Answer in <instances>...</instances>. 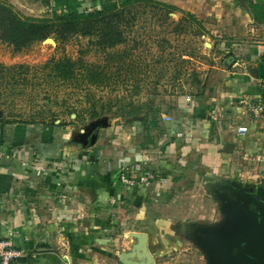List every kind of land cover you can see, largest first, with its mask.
Returning <instances> with one entry per match:
<instances>
[{
	"label": "crops",
	"instance_id": "0c3cea01",
	"mask_svg": "<svg viewBox=\"0 0 264 264\" xmlns=\"http://www.w3.org/2000/svg\"><path fill=\"white\" fill-rule=\"evenodd\" d=\"M108 1L51 6L92 12ZM156 1L196 15L220 39L224 67L201 93L162 106L159 117L91 137L59 123L0 121V240L25 254L13 264H147L137 250L142 235L160 232L161 252L176 245L163 232L184 216L176 208L180 188L197 190L216 176L264 185V115L256 119L248 106L262 99L264 22L250 8L264 0Z\"/></svg>",
	"mask_w": 264,
	"mask_h": 264
},
{
	"label": "rangeland",
	"instance_id": "374dc122",
	"mask_svg": "<svg viewBox=\"0 0 264 264\" xmlns=\"http://www.w3.org/2000/svg\"><path fill=\"white\" fill-rule=\"evenodd\" d=\"M6 1L24 17H54L51 0ZM152 1L139 0L126 8V21H130L122 27L126 43L107 52L97 46L95 37L72 36L65 42L52 38L55 44L44 41L22 53L0 42V67H17L13 79L0 68V121L59 123L76 132L84 129L91 137L113 124L153 120L162 106L201 93L212 73L224 67L220 39L210 33L197 34L193 23L186 31L179 30L184 14H167L154 4L159 1ZM110 53L113 59L108 58ZM63 59L105 67L109 79L101 85L86 79L55 81L44 67ZM135 110L141 114L135 115ZM243 170L250 173L254 168ZM211 180L203 181L197 190L189 186L178 190L176 208L184 216L168 222L171 231L163 232L173 234L176 245L161 252L165 238L157 232L159 236L148 242L153 256L158 254L153 264H221L204 237L225 235L234 227L237 215L228 205L230 192L253 191L228 189L235 183L231 179L216 176Z\"/></svg>",
	"mask_w": 264,
	"mask_h": 264
},
{
	"label": "trees",
	"instance_id": "16d2710c",
	"mask_svg": "<svg viewBox=\"0 0 264 264\" xmlns=\"http://www.w3.org/2000/svg\"><path fill=\"white\" fill-rule=\"evenodd\" d=\"M138 1L125 0L119 3L117 0H109L104 7L92 12L58 13L54 10V17L36 19L22 16L11 3L0 0V42L12 47L15 53H22L35 44L52 38L65 42L72 36L95 37L98 40L97 46L107 52L126 43L125 31L122 27L130 25V21H126L125 10ZM147 2L153 3L152 0ZM154 4L166 10L167 14L179 11L178 8L166 3ZM250 10L255 21L264 22V7L253 6ZM182 14L184 15L180 19L179 30L186 31L188 24L193 23L196 25L194 26L197 34L201 36L208 34L203 22L196 15L185 12ZM108 58L113 59L111 53ZM0 68L10 76V79L14 78L17 67L1 66ZM104 68L70 59L52 60L44 67L55 81L72 83L86 79L88 83L95 85H101L109 79L108 69ZM134 114L140 115L141 112L135 110ZM94 116H97V113Z\"/></svg>",
	"mask_w": 264,
	"mask_h": 264
},
{
	"label": "water",
	"instance_id": "95a60500",
	"mask_svg": "<svg viewBox=\"0 0 264 264\" xmlns=\"http://www.w3.org/2000/svg\"><path fill=\"white\" fill-rule=\"evenodd\" d=\"M46 42L55 44L52 39ZM228 189L249 190L253 193L243 195L236 192L232 195L230 192L228 205L237 215L234 227L225 235L207 234L204 241L211 248L214 258L221 264H264V185L243 186L235 182ZM221 241L228 248L225 254L218 248ZM148 242L147 235H142L137 250L140 258L146 259L147 264H153L155 259L149 250Z\"/></svg>",
	"mask_w": 264,
	"mask_h": 264
},
{
	"label": "built area",
	"instance_id": "2783aa9c",
	"mask_svg": "<svg viewBox=\"0 0 264 264\" xmlns=\"http://www.w3.org/2000/svg\"><path fill=\"white\" fill-rule=\"evenodd\" d=\"M261 88H262V99L256 105H248L246 101H241V104L248 105L251 110L253 116L257 118H261L264 115V79L261 80ZM242 132H246L247 129H241ZM2 155L0 153V163H1ZM1 170V167H0ZM122 181L126 184H131V182L125 177H122ZM25 254L17 249L11 240H0V264H13L15 261L23 258Z\"/></svg>",
	"mask_w": 264,
	"mask_h": 264
},
{
	"label": "flooded vegetation",
	"instance_id": "af4514ba",
	"mask_svg": "<svg viewBox=\"0 0 264 264\" xmlns=\"http://www.w3.org/2000/svg\"><path fill=\"white\" fill-rule=\"evenodd\" d=\"M218 248H219V251H220V252H223V254H225V251L228 249V248L222 243V241L220 242Z\"/></svg>",
	"mask_w": 264,
	"mask_h": 264
}]
</instances>
